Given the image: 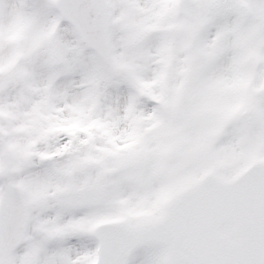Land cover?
Returning a JSON list of instances; mask_svg holds the SVG:
<instances>
[{
  "label": "snow or ice",
  "instance_id": "snow-or-ice-1",
  "mask_svg": "<svg viewBox=\"0 0 264 264\" xmlns=\"http://www.w3.org/2000/svg\"><path fill=\"white\" fill-rule=\"evenodd\" d=\"M0 264H264V0H0Z\"/></svg>",
  "mask_w": 264,
  "mask_h": 264
}]
</instances>
